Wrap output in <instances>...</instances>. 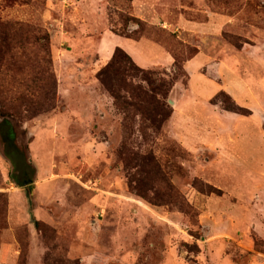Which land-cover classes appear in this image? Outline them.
Instances as JSON below:
<instances>
[{"label":"rangeland","instance_id":"374dc122","mask_svg":"<svg viewBox=\"0 0 264 264\" xmlns=\"http://www.w3.org/2000/svg\"><path fill=\"white\" fill-rule=\"evenodd\" d=\"M0 18L24 27L0 119L32 166L15 182L0 138V264H264V0H0ZM117 47L166 77L192 54L159 134L97 79ZM145 154L162 173L139 193Z\"/></svg>","mask_w":264,"mask_h":264},{"label":"trees","instance_id":"16d2710c","mask_svg":"<svg viewBox=\"0 0 264 264\" xmlns=\"http://www.w3.org/2000/svg\"><path fill=\"white\" fill-rule=\"evenodd\" d=\"M133 21H140L138 18H130ZM23 24L17 21L3 20L0 18V55H10L13 42L16 40ZM192 56V54H190ZM174 57L175 74L163 76L165 73L152 69H145L137 65L132 57L122 48L117 47L108 63L97 72V79L101 85L113 97L115 105L124 112L138 116L143 123L141 132L150 128L153 133L162 132L166 121L172 116L173 109L167 104L170 92L173 90L180 78L187 79L188 74L184 68V62L191 57ZM10 113L1 111L0 138L3 142L7 157L15 171H20L28 163L27 155L21 144L18 143ZM124 144V150L135 159L138 155ZM138 173L133 176L137 179L135 184L131 178L130 187L139 193L152 189L153 179L161 174L159 164L152 154L141 156L138 162ZM23 177L14 176L15 182ZM162 178L163 177H159ZM35 221L37 228L40 222ZM40 229V228H39Z\"/></svg>","mask_w":264,"mask_h":264},{"label":"flooded vegetation","instance_id":"af4514ba","mask_svg":"<svg viewBox=\"0 0 264 264\" xmlns=\"http://www.w3.org/2000/svg\"><path fill=\"white\" fill-rule=\"evenodd\" d=\"M29 165H24V168H22L21 172H19V177H28L29 171H30Z\"/></svg>","mask_w":264,"mask_h":264},{"label":"water","instance_id":"95a60500","mask_svg":"<svg viewBox=\"0 0 264 264\" xmlns=\"http://www.w3.org/2000/svg\"><path fill=\"white\" fill-rule=\"evenodd\" d=\"M22 185H28L30 182H32V179L31 178H26V177H24V178H22Z\"/></svg>","mask_w":264,"mask_h":264}]
</instances>
